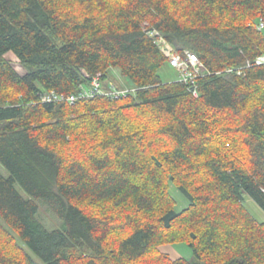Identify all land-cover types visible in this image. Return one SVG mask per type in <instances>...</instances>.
<instances>
[{
    "label": "trees",
    "instance_id": "trees-1",
    "mask_svg": "<svg viewBox=\"0 0 264 264\" xmlns=\"http://www.w3.org/2000/svg\"><path fill=\"white\" fill-rule=\"evenodd\" d=\"M260 20L264 0H0V264H264ZM151 29L203 64L197 96ZM116 70L119 98L40 101ZM181 241L194 259L158 249Z\"/></svg>",
    "mask_w": 264,
    "mask_h": 264
},
{
    "label": "built area",
    "instance_id": "built-area-1",
    "mask_svg": "<svg viewBox=\"0 0 264 264\" xmlns=\"http://www.w3.org/2000/svg\"><path fill=\"white\" fill-rule=\"evenodd\" d=\"M259 30L264 29V20H260L257 23ZM148 33L154 37L157 46L161 52L165 55L167 62L179 73V81L188 85L193 95H198L197 80L204 75V66L198 59V57L189 50L179 51L166 39H164L156 30H147ZM256 64L264 63V56H259L255 60ZM88 78L87 84H81L79 89L75 93L62 94L55 91H47L41 95V102H68L70 104L75 103L82 98L94 97L97 95H108L112 98H119L122 95L127 94L134 89L126 87H118L113 82L109 83V87H104L103 75L101 72L89 75L85 73Z\"/></svg>",
    "mask_w": 264,
    "mask_h": 264
},
{
    "label": "rangeland",
    "instance_id": "rangeland-1",
    "mask_svg": "<svg viewBox=\"0 0 264 264\" xmlns=\"http://www.w3.org/2000/svg\"><path fill=\"white\" fill-rule=\"evenodd\" d=\"M262 32L264 34V29L262 30ZM6 58L11 61L13 66L19 72L23 71L22 67L19 65L18 60L13 54L11 53L7 54ZM116 73L114 74V76L113 75L110 76L109 80L111 82L119 86H122L123 82H126L129 85L131 84L130 80L126 76L121 75L118 70H116ZM157 73L164 82H172L179 80L178 71L175 68L171 67L167 61L158 68ZM0 171L5 176L8 175L6 169L1 164H0ZM169 188H170V194L172 195L175 201V205H174L175 211L177 212L181 211L183 208H185L188 205L189 201L187 197L175 184L171 183ZM20 192L24 196H26V194L23 191L20 190ZM37 203L39 206V218L43 222V224L50 230L60 227L61 220L57 216L49 212L47 209L43 208V205L40 201H37ZM243 203L244 206L248 209V211L253 215V217H255L256 220H258L259 222L264 221V211L258 206V204L251 197H249L248 195H244ZM0 220L3 222L1 217ZM12 233L17 238L18 236L17 233L14 231H12ZM158 249L161 252L166 253L169 257L173 259L178 257H183L188 260L194 259V255L191 248L188 246L186 242L183 241L177 243L162 244L158 247Z\"/></svg>",
    "mask_w": 264,
    "mask_h": 264
}]
</instances>
